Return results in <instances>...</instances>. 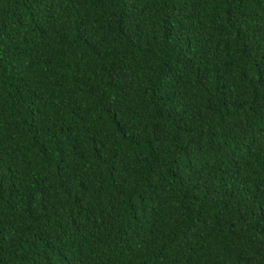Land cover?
Listing matches in <instances>:
<instances>
[{
  "label": "trees",
  "instance_id": "trees-1",
  "mask_svg": "<svg viewBox=\"0 0 264 264\" xmlns=\"http://www.w3.org/2000/svg\"><path fill=\"white\" fill-rule=\"evenodd\" d=\"M0 264H264V0H0Z\"/></svg>",
  "mask_w": 264,
  "mask_h": 264
}]
</instances>
